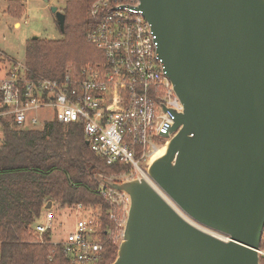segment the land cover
Masks as SVG:
<instances>
[{"label":"water","instance_id":"obj_1","mask_svg":"<svg viewBox=\"0 0 264 264\" xmlns=\"http://www.w3.org/2000/svg\"><path fill=\"white\" fill-rule=\"evenodd\" d=\"M139 1L183 105L147 173L185 217L145 178L102 177L130 198L113 264H261L264 0Z\"/></svg>","mask_w":264,"mask_h":264},{"label":"built area","instance_id":"obj_2","mask_svg":"<svg viewBox=\"0 0 264 264\" xmlns=\"http://www.w3.org/2000/svg\"><path fill=\"white\" fill-rule=\"evenodd\" d=\"M140 5L139 0H97L89 10L95 25L88 40L105 61L70 68L61 79L33 78L25 64L0 52V141L2 119L12 118L28 130H41L54 121L78 124L92 152L108 165L128 167L113 179L145 178L159 191L147 169L176 135L167 136L183 105L165 72L158 36ZM34 111L39 115L29 116ZM98 193L109 205V225L100 206L68 207L78 217L75 230L66 240L54 242L55 204L46 202L32 227L37 242L44 243L50 234L51 243L63 246L71 264H113L107 262L106 247L113 242L119 248L123 241L130 198L103 183Z\"/></svg>","mask_w":264,"mask_h":264},{"label":"trees","instance_id":"obj_3","mask_svg":"<svg viewBox=\"0 0 264 264\" xmlns=\"http://www.w3.org/2000/svg\"><path fill=\"white\" fill-rule=\"evenodd\" d=\"M7 2V14L22 19L23 0ZM97 0H69L63 13L61 40L32 39L26 62L33 78L61 79L70 68L103 63L105 56L88 40L95 21L89 10ZM60 29V28H59ZM0 141V264H71L62 245L37 242L32 227L46 202L61 208L79 204L100 206L105 226L109 205L98 193L102 177H119L128 167L108 165L92 152L81 125L47 123L41 130H27L12 118L2 119ZM261 249L264 251V233ZM118 245L108 242L107 262L116 260ZM264 264V257L261 258Z\"/></svg>","mask_w":264,"mask_h":264},{"label":"rangeland","instance_id":"obj_4","mask_svg":"<svg viewBox=\"0 0 264 264\" xmlns=\"http://www.w3.org/2000/svg\"><path fill=\"white\" fill-rule=\"evenodd\" d=\"M25 1L27 11L24 17L20 20L13 19L9 16L7 14V2L0 1V52L4 58H10L19 63L25 64L28 68L26 62V48L28 41L34 38L52 41L61 40L63 38V34L59 29L57 18L52 12V8L56 7L59 11L63 12L69 0ZM18 23H20L21 26L16 28L15 24ZM3 65L4 63L0 62V69ZM47 112L49 114L53 113L52 110H47ZM39 113L40 112L34 111L31 112L29 116L35 117L38 116ZM109 178L113 179V177ZM159 192L173 207L177 208L182 213L181 209L178 208V206L166 196L162 190L159 189ZM53 210L56 215V221L52 238L54 242H61L66 240L68 235L75 230L78 217L71 209L61 208L56 204L53 206ZM189 221L193 222L191 219H189ZM195 225H198L202 230H208L199 224L195 223ZM210 233L213 234V232ZM262 257L264 256H261V258Z\"/></svg>","mask_w":264,"mask_h":264},{"label":"crops","instance_id":"obj_5","mask_svg":"<svg viewBox=\"0 0 264 264\" xmlns=\"http://www.w3.org/2000/svg\"><path fill=\"white\" fill-rule=\"evenodd\" d=\"M25 1V0H24ZM25 3H26V1H25ZM15 26H16V28H18V27H20L21 26V24L20 23H18V24H15Z\"/></svg>","mask_w":264,"mask_h":264},{"label":"bare ground","instance_id":"obj_6","mask_svg":"<svg viewBox=\"0 0 264 264\" xmlns=\"http://www.w3.org/2000/svg\"><path fill=\"white\" fill-rule=\"evenodd\" d=\"M177 209V208H176ZM178 210V209H177ZM179 211V210H178ZM179 213L182 215V216H184L180 211H179ZM185 217V216H184ZM208 232H210V231H208Z\"/></svg>","mask_w":264,"mask_h":264}]
</instances>
